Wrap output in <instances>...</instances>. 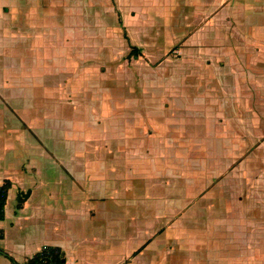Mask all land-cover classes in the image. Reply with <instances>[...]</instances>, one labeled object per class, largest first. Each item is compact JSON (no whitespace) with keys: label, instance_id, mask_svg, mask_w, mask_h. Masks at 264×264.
Returning <instances> with one entry per match:
<instances>
[{"label":"crops","instance_id":"1","mask_svg":"<svg viewBox=\"0 0 264 264\" xmlns=\"http://www.w3.org/2000/svg\"><path fill=\"white\" fill-rule=\"evenodd\" d=\"M258 134L264 0H0V264H264Z\"/></svg>","mask_w":264,"mask_h":264},{"label":"trees","instance_id":"2","mask_svg":"<svg viewBox=\"0 0 264 264\" xmlns=\"http://www.w3.org/2000/svg\"><path fill=\"white\" fill-rule=\"evenodd\" d=\"M11 186V181L6 180L0 185V219L5 215V204L7 201L8 189ZM29 191H21L18 196V206H20ZM3 236V230L0 228V237ZM13 264H65V259L60 249L57 247L46 248L39 251L37 254L29 258L25 262H18L11 257Z\"/></svg>","mask_w":264,"mask_h":264},{"label":"rangeland","instance_id":"3","mask_svg":"<svg viewBox=\"0 0 264 264\" xmlns=\"http://www.w3.org/2000/svg\"><path fill=\"white\" fill-rule=\"evenodd\" d=\"M226 4H229L230 5V8L232 9V7H234V4L235 3L233 1H230V3H229V1H228ZM229 16H230L229 18L233 19V17L231 16V14ZM176 53L177 52L173 51V49H172L171 51H165V56H169V54H176ZM177 56H180L181 57V54H179ZM129 67H130L129 72L132 73V74H134L133 71L136 70V65L135 64H130ZM151 68H156V66H152ZM135 74H137V73H135ZM146 84H147L146 85V88L147 89L150 88V89L154 90V86H153V83L152 82H148L147 81ZM130 85H131V93L133 91L134 92H137L136 90H138V87H139L138 83L134 80L133 82H131ZM151 92H153V91H151ZM213 116H216V115H213ZM221 120H223V119H221ZM263 136H264V134L263 135L262 134H258V138L259 137H263ZM254 147H255V145H245V147H243V152L244 153H250V151L252 149H254ZM262 151H263V148L261 147V151H259V152H262Z\"/></svg>","mask_w":264,"mask_h":264},{"label":"built area","instance_id":"4","mask_svg":"<svg viewBox=\"0 0 264 264\" xmlns=\"http://www.w3.org/2000/svg\"><path fill=\"white\" fill-rule=\"evenodd\" d=\"M44 249H46V248H42L41 250H44Z\"/></svg>","mask_w":264,"mask_h":264}]
</instances>
